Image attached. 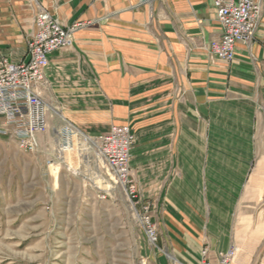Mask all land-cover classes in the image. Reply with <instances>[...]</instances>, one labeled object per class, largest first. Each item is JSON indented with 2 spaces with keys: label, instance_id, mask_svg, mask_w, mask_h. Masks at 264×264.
I'll return each instance as SVG.
<instances>
[{
  "label": "crops",
  "instance_id": "crops-1",
  "mask_svg": "<svg viewBox=\"0 0 264 264\" xmlns=\"http://www.w3.org/2000/svg\"><path fill=\"white\" fill-rule=\"evenodd\" d=\"M254 38L230 62L214 0H0V55L27 59L34 16L78 24L48 55V131L134 135L129 174L149 204L157 243L145 264H264V0ZM47 131V132H48ZM46 134V133H45ZM44 134V135H45ZM41 140L43 135L40 136ZM169 253V256H168Z\"/></svg>",
  "mask_w": 264,
  "mask_h": 264
},
{
  "label": "rangeland",
  "instance_id": "rangeland-1",
  "mask_svg": "<svg viewBox=\"0 0 264 264\" xmlns=\"http://www.w3.org/2000/svg\"><path fill=\"white\" fill-rule=\"evenodd\" d=\"M54 138L27 152L0 135V264H145L157 238L148 241L122 187L77 150L58 159Z\"/></svg>",
  "mask_w": 264,
  "mask_h": 264
},
{
  "label": "built area",
  "instance_id": "built-area-1",
  "mask_svg": "<svg viewBox=\"0 0 264 264\" xmlns=\"http://www.w3.org/2000/svg\"><path fill=\"white\" fill-rule=\"evenodd\" d=\"M213 4L222 32L219 38L211 41L209 49L217 58L230 62L235 44L249 43L254 38L261 7L256 0H214ZM33 22L35 31L27 41V59L11 62L0 55V135L13 137L18 147L27 152L39 149L40 136L48 131L49 113L56 112L43 98L41 90L46 82L44 69L48 65V55L70 46L72 33L78 28V24L62 25L43 8L37 10ZM261 45L264 47V37ZM54 139L58 159L69 150H77L79 156L87 161L90 157L98 170L105 171L115 186L122 187L148 241L154 243L157 235L150 205L141 204V213L136 208L139 204L137 189L128 167L129 151L135 140L130 129L111 125L107 132L89 136L66 123L56 130ZM90 149L92 156L88 155ZM234 251L231 246L214 264H230ZM201 253L203 259L199 264H213L206 259L207 248Z\"/></svg>",
  "mask_w": 264,
  "mask_h": 264
},
{
  "label": "bare ground",
  "instance_id": "bare-ground-1",
  "mask_svg": "<svg viewBox=\"0 0 264 264\" xmlns=\"http://www.w3.org/2000/svg\"><path fill=\"white\" fill-rule=\"evenodd\" d=\"M57 144H58V143H57ZM58 146H59V145H58ZM67 152H70V150H69V151H67ZM64 154H65V153H64ZM64 154H63V155H64ZM64 157H65V156H64Z\"/></svg>",
  "mask_w": 264,
  "mask_h": 264
}]
</instances>
